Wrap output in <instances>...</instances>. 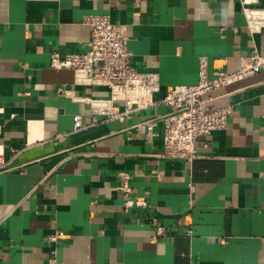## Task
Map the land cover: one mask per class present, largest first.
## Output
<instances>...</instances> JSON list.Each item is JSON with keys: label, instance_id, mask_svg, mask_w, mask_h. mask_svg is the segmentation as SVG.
Masks as SVG:
<instances>
[{"label": "crops", "instance_id": "crops-1", "mask_svg": "<svg viewBox=\"0 0 264 264\" xmlns=\"http://www.w3.org/2000/svg\"><path fill=\"white\" fill-rule=\"evenodd\" d=\"M245 11L264 0H0V264H264V72L201 96L230 110L192 159L162 147L169 87L200 59L212 78L264 54ZM89 14L126 26L130 64L159 76L152 106L109 117L107 87L50 66L86 51Z\"/></svg>", "mask_w": 264, "mask_h": 264}, {"label": "built area", "instance_id": "built-area-1", "mask_svg": "<svg viewBox=\"0 0 264 264\" xmlns=\"http://www.w3.org/2000/svg\"><path fill=\"white\" fill-rule=\"evenodd\" d=\"M248 27L251 31L264 23L260 11H245ZM83 22L91 28L86 51L82 53L53 52L50 55V66L71 69L77 84L105 86L110 94L101 112L109 117H122L134 110H141L155 103L154 94L159 90V76L154 72L137 71L130 64V53L126 48L128 36L126 26L113 23L108 14H89ZM237 71L228 73L215 66L213 77L207 74V65L200 59L198 81L193 85L169 87L161 99L167 110L162 115L163 153L172 157L192 159L195 154V143L213 131L224 129L227 124L229 107H209L202 104L201 96L215 88L228 85L259 71L264 72V54L256 51L239 57ZM78 120H76V126ZM119 186L130 192L127 177ZM145 205L143 199L135 201ZM128 205L131 201L127 202ZM164 228L157 226L155 236L162 235ZM60 236L56 232L48 238L55 241ZM49 264H66L51 259Z\"/></svg>", "mask_w": 264, "mask_h": 264}]
</instances>
